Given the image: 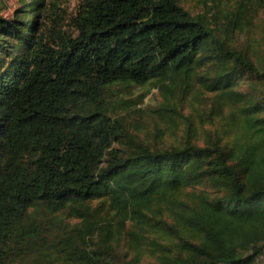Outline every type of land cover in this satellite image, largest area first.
<instances>
[{
	"label": "trees",
	"instance_id": "1",
	"mask_svg": "<svg viewBox=\"0 0 264 264\" xmlns=\"http://www.w3.org/2000/svg\"><path fill=\"white\" fill-rule=\"evenodd\" d=\"M191 1L0 5V264H264V0Z\"/></svg>",
	"mask_w": 264,
	"mask_h": 264
},
{
	"label": "rangeland",
	"instance_id": "2",
	"mask_svg": "<svg viewBox=\"0 0 264 264\" xmlns=\"http://www.w3.org/2000/svg\"><path fill=\"white\" fill-rule=\"evenodd\" d=\"M80 2V0H59L58 5L60 6V12H64V17H70V15L75 11V8L77 6V4ZM2 7H4L3 10V16L4 17H11L12 13L14 12V10L16 8H18L19 4L17 2V0H3L0 4ZM187 9L194 12V0H192L189 4H187ZM48 25L50 24V21L46 22ZM46 25V26H48ZM142 92V90H140L139 88H136L135 90H133V94L134 97L139 95ZM159 101V98L157 96V93L155 90H152L150 92V94L143 100V104L139 107L141 110H143L146 113V117H143V123L145 122L146 126H143V132L144 131H149L150 132V138L152 139V141H157L159 138V135L161 134L160 131H157L154 126H152V116L155 114L154 113V109L156 107L157 102ZM161 129H163L161 127ZM175 133H164V136L162 137L163 141L165 143H172L175 140ZM166 194H162V196H164V198L167 200V202L169 203H173L175 205L174 207V213H177L181 208L178 206L177 204V199H178V194L176 192V190H169L166 191ZM161 193L156 192L155 196H160ZM144 210L148 213V209L147 207L144 205L143 206ZM156 207L153 210L152 214L154 217L156 216ZM74 224V223H71ZM154 236L155 238H157L158 240H162L163 239V235L160 234L156 228H154ZM56 238L53 240L52 245H51V249L52 252L57 255L61 260H66L67 259V255L66 253H64L62 251V249L60 248V238H61V230L60 228L56 231L55 233ZM115 239L117 240H121V237H116ZM122 241V240H121ZM141 256V262L142 264H146L149 263L151 261V256H152V251L146 249L141 251L140 253ZM260 261H264V257L260 260Z\"/></svg>",
	"mask_w": 264,
	"mask_h": 264
}]
</instances>
